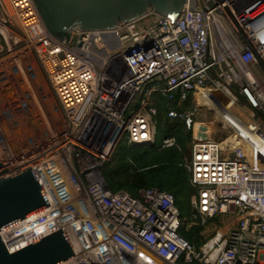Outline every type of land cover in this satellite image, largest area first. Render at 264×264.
Here are the masks:
<instances>
[{"label": "built area", "instance_id": "2783aa9c", "mask_svg": "<svg viewBox=\"0 0 264 264\" xmlns=\"http://www.w3.org/2000/svg\"><path fill=\"white\" fill-rule=\"evenodd\" d=\"M111 35L124 73L107 88L87 55L108 46L99 37L76 31L64 45L47 34L31 0H0V116L9 121L0 130L8 135L0 143L2 177L30 167L49 205L0 231L7 252L62 230L74 256L61 264H264V154L250 156L238 136L216 143L210 133L198 135L197 107L187 103L201 90L234 89L240 109L264 120V0H198L173 23L150 10ZM28 52L41 63L60 114L47 121L37 114L34 130L11 69ZM156 97L192 133L184 166L194 196L184 221L171 192H113L101 174L120 143L154 144ZM19 118L21 131L13 124ZM254 124L264 142V128ZM16 131L23 141L15 156ZM174 146V138L162 140V148ZM218 218L221 226L199 245L179 233L184 223L189 230Z\"/></svg>", "mask_w": 264, "mask_h": 264}, {"label": "water", "instance_id": "95a60500", "mask_svg": "<svg viewBox=\"0 0 264 264\" xmlns=\"http://www.w3.org/2000/svg\"><path fill=\"white\" fill-rule=\"evenodd\" d=\"M31 1L47 34L65 45L73 32L114 34L120 24L136 21L150 10L173 23L180 12L194 10L198 0ZM6 172L0 163V231L49 207L30 167L2 177ZM73 256L62 230L11 254L0 239V264H61Z\"/></svg>", "mask_w": 264, "mask_h": 264}, {"label": "rangeland", "instance_id": "374dc122", "mask_svg": "<svg viewBox=\"0 0 264 264\" xmlns=\"http://www.w3.org/2000/svg\"><path fill=\"white\" fill-rule=\"evenodd\" d=\"M99 37L103 42H105L109 49H115V51H111L110 53L106 51H102L103 49H96V46H92L90 49V52L96 53V58H91L96 68L99 70V73L106 77L109 81L106 85L107 88H111L120 78V76L124 73V66L120 58V48H117L114 44H111L108 40V38L111 37V33H89V38L93 40L94 38ZM108 37V38H107ZM92 42V41H91ZM110 43V44H109ZM113 47V48H112ZM101 55L103 60H100L99 57ZM0 65H2L0 63ZM18 67V68H17ZM3 69V67H0V71ZM12 72L14 71L15 74V83H17V87H13L14 92L17 94L15 96L19 97L21 100L24 99V101H27V106L29 109V113L33 115V118L29 120L31 124V129L34 130L36 121L38 122L40 119L38 118L37 114L42 115V119L44 121H47L49 118H58L57 115L59 114V111L56 109L58 107V104L56 102V99L54 97L51 85L49 83V80L44 72V69L35 56L33 52H28L26 60L19 61L18 63H15L13 66H11ZM1 75V72H0ZM40 89V91H39ZM234 89L229 90V94H225L222 92H215L217 95V98L219 97L222 99L223 108L220 109L216 108L217 111L210 108L207 109L205 107H202L199 105V101L196 102V99L193 101H190V106L197 107L198 115L196 118L197 123L205 124L209 127L210 132V139L215 141L216 143H220L222 140H224L226 137H242V131L246 130L249 132H255L256 124H260L264 128V120L261 118H258L259 116L254 113V116L250 110L244 108L240 109L241 105L243 104L242 99L240 96L234 92ZM29 95V96H27ZM223 99H225L223 103ZM44 102V103H43ZM19 105V104H17ZM20 107V105L18 106ZM0 113L3 111V104L0 105ZM20 114L21 111H19ZM53 113H57L56 116H53ZM238 113L241 121H238V123L229 124L228 127H224L221 124L222 119L228 115V117H232V114ZM54 114V115H55ZM37 116V117H36ZM23 120V118L21 119ZM53 122V121H52ZM18 126L19 124V131H21V128H24L23 121L20 122L17 119L13 124ZM232 123V122H231ZM254 124V125H253ZM9 127V121L5 118H2L0 116V130L4 133ZM19 131H16L14 143L11 144V148L13 150V155H18L19 149L21 148V144L23 141L22 135L18 134ZM212 131V132H211ZM190 131L184 129L182 135L183 140L179 141L175 137H172L176 141V146L170 147V148H162L160 143V149L159 145L157 148H154L152 146H155L156 143V134H155V141L154 144L151 146L152 148H147L146 150L149 151L148 155H144L143 160L140 162L135 163V167H131L130 173L136 172V171H146L149 168H156L159 170V168L163 165H166L164 167H173L180 171H184L186 168L184 166L185 162L189 159L191 154V147H192V136L189 134ZM28 136H24V138H27ZM169 138V137H168ZM8 139V135H0V143L2 144L3 141L5 142ZM230 140V138H229ZM158 143V144H159ZM2 149V146L1 148ZM0 150V155H1ZM134 154V152H133ZM129 173V174H130ZM184 175V173H182ZM152 181H156V179H152ZM157 179V183H158ZM155 187H159L157 185H152ZM194 196V190L189 184L186 185L185 193L178 197V201L180 202V205L186 206L187 203L190 204V200ZM229 227H232L234 225L233 222H229L227 224ZM221 226V219H215L208 224H206L204 227H192V234L194 237L193 244L199 245L201 242H203L205 239H207L211 234L214 232V230ZM189 229V230H190Z\"/></svg>", "mask_w": 264, "mask_h": 264}, {"label": "trees", "instance_id": "16d2710c", "mask_svg": "<svg viewBox=\"0 0 264 264\" xmlns=\"http://www.w3.org/2000/svg\"><path fill=\"white\" fill-rule=\"evenodd\" d=\"M190 101L189 99L187 103L190 104ZM155 105L157 108L156 143L152 147L157 148L159 145L160 149V143L168 137H175L177 140L182 141L184 137L182 133L185 129L182 122L179 120H170L167 117L165 102L161 98H155ZM189 134L192 136L191 131ZM148 154L149 151L146 150V147H130L124 142L120 143L113 159L101 169V174L108 189L113 192L124 190L132 196H137L139 190L147 188H157L171 192L174 195L180 218L184 221L189 217L190 204L187 203L185 207L180 205L178 197L185 193L186 185L188 184V173L186 169L182 171L184 175L173 167H164L166 165L161 166L159 170L153 167L146 171L130 173L129 169L135 167L134 162L142 161L144 155ZM152 179H156V181L158 179L159 181L157 183L156 181H152ZM191 230H186L184 223L180 227L179 233L182 237L193 243L194 237Z\"/></svg>", "mask_w": 264, "mask_h": 264}, {"label": "bare ground", "instance_id": "6f19581e", "mask_svg": "<svg viewBox=\"0 0 264 264\" xmlns=\"http://www.w3.org/2000/svg\"><path fill=\"white\" fill-rule=\"evenodd\" d=\"M111 37H112V35H111ZM111 37L110 38L107 37L109 39L108 40L109 42L111 40ZM104 47H105V49L102 50L103 52L106 51V52L110 53L112 51V49H109L108 46L105 45ZM87 55L89 57L96 58V53H94L92 51L89 52ZM102 56H104V55H101L99 57L100 60L106 59V58H103ZM216 95L217 94L215 92H210L208 90H201L199 92V94H197V96H196V102L199 101V105L202 107H205L207 109L212 108L215 110L216 108L220 109V107L222 109L223 108L222 99L220 97L218 99ZM224 101H225V99H223V103H224ZM215 111H217V109ZM232 117H233V119L231 117H228V115H226L221 121L222 126L229 128V124L238 123V121L242 120L238 113H236L235 115L232 114ZM256 130H257V127L255 128V132H249L246 130L242 131L241 139H243L244 148L247 151V153H249L250 156H253L257 151L262 152L264 154V142L257 135ZM197 132L199 133L198 135H205V134L210 133L209 127L205 124H202V123H199L197 125ZM230 139L234 140V137H230Z\"/></svg>", "mask_w": 264, "mask_h": 264}, {"label": "crops", "instance_id": "0c3cea01", "mask_svg": "<svg viewBox=\"0 0 264 264\" xmlns=\"http://www.w3.org/2000/svg\"><path fill=\"white\" fill-rule=\"evenodd\" d=\"M261 80H262V78H261Z\"/></svg>", "mask_w": 264, "mask_h": 264}]
</instances>
